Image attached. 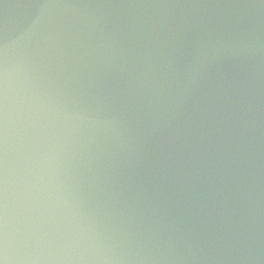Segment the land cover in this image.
Returning <instances> with one entry per match:
<instances>
[{
    "label": "water",
    "instance_id": "obj_1",
    "mask_svg": "<svg viewBox=\"0 0 264 264\" xmlns=\"http://www.w3.org/2000/svg\"><path fill=\"white\" fill-rule=\"evenodd\" d=\"M4 264H264V0H0Z\"/></svg>",
    "mask_w": 264,
    "mask_h": 264
},
{
    "label": "snow or ice",
    "instance_id": "obj_2",
    "mask_svg": "<svg viewBox=\"0 0 264 264\" xmlns=\"http://www.w3.org/2000/svg\"><path fill=\"white\" fill-rule=\"evenodd\" d=\"M0 264H4L3 260H0Z\"/></svg>",
    "mask_w": 264,
    "mask_h": 264
}]
</instances>
